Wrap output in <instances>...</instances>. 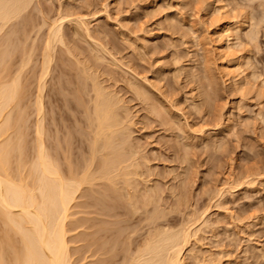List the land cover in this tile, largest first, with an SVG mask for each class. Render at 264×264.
<instances>
[{"label":"rangeland","instance_id":"obj_1","mask_svg":"<svg viewBox=\"0 0 264 264\" xmlns=\"http://www.w3.org/2000/svg\"><path fill=\"white\" fill-rule=\"evenodd\" d=\"M25 9L19 18L9 21L0 32V45L3 42L0 46L3 54L0 56L4 57L0 66L3 64L1 61L9 62V77L14 74L17 82L18 78L20 80L19 87L24 89L21 90L23 99L20 96L10 107L12 114L18 112L20 122L24 123L19 122L23 130L18 125L16 130L27 131V134L23 132L26 138L21 140V143L25 141V145L20 146L24 149L14 151H25L28 161L34 156L38 118L34 98L37 75L41 72L43 42L48 25L50 27L55 19L66 14L73 20L66 19L61 26L63 43L54 45V57L49 63L48 78L42 92L47 147L51 145L50 150L60 156L63 167L66 165L60 152L67 154L69 150L66 147H71L67 154L72 156L71 163L84 166L89 157V137L92 139V129L86 118L93 106L94 91L91 87L92 78L96 76L95 81L115 96L117 107L114 108H117L115 111L121 121L126 120V126L119 135V138L122 136L120 140H127L123 143L127 147L124 149L128 151L130 148L129 156L137 151L135 158L132 155L126 162L137 160L140 166L135 167L136 172L129 167L132 176L122 178H129L128 183L134 181V184H139L136 187L131 183L130 186L125 180L122 183L120 178L117 182L120 195L117 196L121 200L116 195L113 197L115 201L110 199L112 204L118 201L116 210L123 211L128 206V212L123 211V216L116 211V217H111L118 219L115 223L107 218L108 215L101 218L103 215L95 214L97 226L105 224L114 229L113 236L106 237L105 242L109 246L108 241L117 238L116 242L110 241V244L115 243L114 250L118 249L112 252L119 253L114 258L115 264L117 259V264L124 261L129 248V255L132 254L131 249L134 252L142 248L139 245H144V240L156 228L174 231L186 221L194 222L193 227H198V230L183 251V264H264V0H30ZM82 18L84 26L83 22L80 23ZM216 19L220 23L228 21V31L241 37L232 40L236 42L232 43V48L239 61L236 70L241 73L240 88L235 87L225 74L227 62L218 49L219 22ZM251 37L255 39L251 40ZM9 47L14 49L13 52ZM7 52L10 53L7 55ZM24 54L26 61L21 63ZM7 57L12 59L9 61ZM22 64L27 65L22 67ZM17 71L19 75L16 76ZM80 72L85 77L91 76L81 77ZM138 89L143 93L141 91L140 94ZM152 104L162 111L164 109L165 113L159 115ZM24 110L23 115L21 112ZM85 188L77 193L80 198L74 201L78 207L71 209L75 215L71 212L70 222L66 220V228L69 229L66 239L74 264H92L94 258L84 245H88L89 238L86 234L79 235L93 228H87L86 220L94 213H85L91 201ZM83 191L84 197H81ZM144 196L147 197L144 199ZM128 198L132 203L128 204ZM152 212L163 213L158 215L159 219L153 218ZM148 216L150 221L147 222ZM84 217L85 222L80 226L83 221L80 218ZM101 219L107 222L99 221ZM69 224L74 226L70 228ZM97 226L94 225L95 228Z\"/></svg>","mask_w":264,"mask_h":264},{"label":"bare ground","instance_id":"obj_2","mask_svg":"<svg viewBox=\"0 0 264 264\" xmlns=\"http://www.w3.org/2000/svg\"><path fill=\"white\" fill-rule=\"evenodd\" d=\"M29 1L30 0H0V32L2 31V27L5 26V24L9 23V21H11L13 19H16L19 15H21L20 13H22L23 10H26L25 8H26L27 4L29 3ZM77 18H79V17H77ZM77 18H75V19H77ZM83 18H82L80 23L83 22V26H84L85 21L83 20ZM66 19H67V21L73 20L72 17L68 18V15L66 14L63 16H59L57 19H55L50 24V27L48 25L49 30H48V33L45 37V41L43 42L44 44L42 47V55H41L42 61H41V69H40L41 72H39L40 73L39 75L35 74V75L39 76L37 79L38 83H37V88H36L37 89L36 90L37 91L36 98H34V99H36L35 100L36 105H34V106H36V109L38 111L36 118L37 117L38 118H37V121L35 123V134H36L35 139H36V142H34L35 145L33 144V146H36V148H35L36 150H35V153L33 152L34 156L31 155V156H33V158L32 157H31L32 159L29 158L31 161L27 160L29 156L26 157L25 154L23 153L25 151H23V152L21 151L24 148L20 147L25 142L23 140V143H21V140L23 139V137L26 138V135L24 136V134H27L26 133L27 131L25 130L26 132H24V131H22L23 130L22 126L19 127V125H20L19 122H20L21 118H20V115L17 114L18 112L16 113L17 115L16 114L13 115L12 114L13 109H12V111L10 109L11 106H14L12 104L16 103L18 101V99H20L19 98L20 96L21 97L23 96V95H21V90L23 88H21L22 86L19 87L18 82L20 80L18 78V82H17V79L14 76V74H13V76H10V77H15V78L9 77V73L7 71V66H8L7 63H9V62L1 61L3 64L0 66L1 67V69H0V264H74V262L72 261L73 258L71 259L73 254H70V251H69L70 247H68L69 242L66 239L67 238L66 235L68 234V233L66 234V232H69L68 231L69 229L67 230L68 226H66L67 225L66 220L69 218L70 215H72V214L75 215L74 214L75 212H72L71 209H73L72 207H74V209H75V206L78 207L77 203H74L75 199L80 198L77 193H79L81 189L83 190V187L84 188L87 187V191H86V188L84 190H85V192L90 193V196L89 195L88 196L90 197L91 201L88 202L89 204H87L88 208L86 207L88 209L87 211H89V212L84 211L85 213H87V214H89V213L93 214L94 213V215L99 214L100 216L103 215L101 218H106L108 215V217H107L108 219H110V220L113 219L114 223L118 222L117 221L118 219L114 220L115 218H111V217H116L115 216L116 211H118V210H116V208L119 206L117 204L118 201L114 202L117 204V206H116V204H112V201H115L114 200L115 198H113V197L120 195L118 193L119 191L117 189V182L122 177L127 178V175L131 174V176H132V171L130 172V170H133V171L135 170V172H136L135 167L140 166L136 163V162H138L137 160H136V162H131L135 158L137 151L134 152L135 156L133 154H131V156L133 155L132 157H134L132 160H130L131 163L128 164L126 162L129 158H131V156H129V153H128V152H130V148L128 147L129 148L128 151L126 149H124L125 146L123 145V143L127 142V140L126 141L120 140L122 138V136H120L121 138H119L120 132L126 126L124 123V121H126V120L124 118V121L123 120L121 121V119H120L121 117H119V114L117 115V112L115 111L117 108L116 109L114 108L115 106L117 107V104H116L117 100L115 101V99L113 98L115 96L111 95L110 94L111 92H106L103 89L102 85H100L101 83L99 82L100 83L99 84L98 82L95 81L94 78L96 76L94 78H92L91 89H93V91H94L92 110H91V113L89 112L90 113L89 114L90 116H88L89 120H88V118H86L87 120L85 119L90 124L89 126H91V128L90 127H87V128L92 129V130H90L92 132V136H91L92 139L89 137V139L91 141L89 143L90 146L87 143L88 147H89V152H87V153H89V157L86 160V163L85 162L83 163L84 166L79 164L81 167H78V166L74 165L76 163H71L72 162V160H71L72 156L70 157V155H67V154H69L68 152H71L70 151L71 147H69V149H68V147H66L67 150H69V151L66 150L67 154L65 151L64 152L59 151L60 154L65 153L64 156L62 154V157L64 159L63 164L66 165L65 167L62 166V163H61L62 160L59 159L60 156L58 157V154L54 153L55 151L52 152L50 150L51 145L49 147H47L48 145H46V142L44 139V138H46V135H44V133L46 132L45 131L46 127L43 124V121H45V120L42 116V112H43L42 92H43L44 87L46 86L45 81H46V77L48 76L47 75L48 74V67H50L49 63H51L50 61L54 57V55H52L54 52L53 49H55L54 45L57 43L59 44V42H60V44L63 43V41H62L63 37L61 36V35H63V34H61V28H62L61 26L64 23V21H66ZM78 20L79 19H77V22H79ZM216 20H218V22H219V24H217L219 26L218 27L219 30H217L218 37H219V39H217L218 40V49H220L219 51L222 52V55H224V57H225L224 59L227 62L225 74H227L226 76H228V79H230V81L233 84H235V87L236 86L239 87L240 86L239 84L242 81V78L240 77L241 75H239V74H241L238 72L239 70L238 71L236 70L239 67V61L237 58V54L235 55L233 48H232V46L236 42L234 43V41H232V40L233 39L235 40L240 36L238 35V33H235L233 35V33L231 34V32L228 31L230 29L228 27V23H229L228 21H224V22L221 21V23H220L219 19H216ZM22 21H24V20H22ZM74 22H76V21L74 20ZM25 23H26V20H25ZM80 23H78V24H80ZM27 24H29V23H27ZM32 24H34V23L32 22ZM32 24H31V26H32ZM11 25H12V23H11ZM12 26H14V25H12ZM15 26H16V24H15ZM80 26H81V24H80ZM237 27H238V25H237ZM85 28H87V27H85ZM3 30H4V27H3ZM11 31L13 32L14 30L11 29ZM88 31L89 30L86 29V32H88ZM18 34H16V35H18ZM87 34L90 37L89 32ZM1 37H4V36L1 35ZM21 37H23V36H21ZM27 37H29V36H27ZM253 38L254 37H251L250 39L252 40ZM4 40H5V38L3 39V41ZM13 41H15V40H13ZM13 41H12V44H13ZM17 41H19V40H17ZM25 42H26V40H25ZM251 42L254 43V41H251ZM2 43L3 42H1L0 46L3 45ZM232 43H234V44L232 45ZM24 44H26V43H24ZM9 45H10V43H9ZM21 45L18 44V46H21ZM34 45H36V44L34 43ZM22 47H24V46H22ZM34 48H35V46H34ZM34 48L32 47V50ZM2 50H0V53H2ZM10 50H11V48H10ZM13 50H11V52H13ZM30 50H31V48H30ZM67 50L69 51V49H67ZM22 51H23V53H25L24 50H22ZM9 53L10 52H7V55ZM29 54H31V53H29ZM69 54H72V53L70 52ZM100 55H98L97 57H99ZM12 56H15V55L12 54ZM22 56H23L22 59L24 60L26 58L25 54ZM10 57H11V55H10ZM95 57H96V55H95ZM7 58H9V57H7ZM2 59H4V57H1L0 60H2ZM11 59L9 58V61ZM18 59L21 60V58H18ZM6 60H8V59H6ZM27 60H28L27 62H29L30 59H27ZM25 61L26 60H24L21 63H24ZM25 65H27V64H25ZM25 65L22 64V67ZM22 67L19 68V72L22 69ZM84 68L86 69V67H84ZM9 72L11 73V71H9ZM85 72L86 71L84 70V73ZM17 73H18V71H17ZM77 74L79 77V72ZM80 74H81V77L84 76V75H82L81 72H80ZM17 75H19V73L16 74V76ZM254 76H255V74H254ZM86 77L89 78L88 76H86ZM79 83H81V82H79ZM82 83H85V82H82ZM77 87H79V86H77ZM212 88H214V87H212ZM134 90L136 92V88ZM141 91H142L141 89H140V91L138 89V92H140V94L143 93V91H142V93H141ZM22 93L25 94V92H22ZM137 94H139V93H137ZM145 94H143V95L145 96ZM207 95L208 94H206V97H207ZM147 97L148 96H146V98ZM22 99H23V97H22ZM20 103H21V101H20ZM79 103H81V101ZM148 103H151V102H148ZM152 108H153V110L155 109L159 113V115L160 114L163 115L162 113H165L164 109L162 111V109H158V107H154V105ZM23 109H22V111H23ZM18 110H20V109H18ZM153 110H151V111H153ZM15 112H16V110H15ZM20 112H19V114H20ZM21 113L24 115L25 110H24V112H21ZM22 114H21V117L23 116ZM38 114H39V116H38ZM85 117H87V116H85ZM122 119H123V117H122ZM22 121H23V117H22ZM20 123H22V122H20ZM88 123H86V124H88ZM22 124L24 125V123H22ZM17 125L19 128L22 129L21 132H20V129L16 130ZM24 129H25V127H24ZM23 132H24V134H23ZM22 134H23V136H22ZM125 134H128V133H124V135ZM89 135H91V134H89ZM68 138H69V136H68ZM68 138H67V141H68ZM125 138H127V137L125 136ZM84 140H86V138ZM63 141L64 140L62 139V142ZM31 142H32V140H31ZM86 142H87V140H86ZM65 144H66V142H65ZM128 144L129 143H127L126 146ZM24 145H25V143H24ZM81 147H83V146L81 145ZM19 148H22V149L20 151L16 150L17 152L14 151L15 149H19ZM62 148L64 149V147H62ZM125 148H127V147H125ZM59 149L61 150V148H59ZM85 149H86V147H85ZM52 150H54V149H52ZM132 150H133V148L131 146V151ZM13 151L16 153V156H15V153H13ZM31 151H34V149ZM21 153H23V155L26 157L25 159L27 160L26 161L27 163L25 162L24 156ZM30 153H32V152H30ZM28 155H29V153H28ZM16 157H18V158L16 159ZM12 159H13V161H12ZM14 160H17V161H15V163L13 164ZM185 161H186V159H185ZM181 162L183 163V161H181ZM129 167L134 168V169L129 170ZM139 173H136V174L138 175ZM131 176H130V178L132 179ZM123 178H122V183L124 180L127 181V184L130 183V182L128 183L129 178L127 180L126 179L123 180ZM135 181H137V180H135ZM133 182L131 181V183H133ZM131 183L129 184L130 186H131ZM137 184H139V183H137ZM137 184H134V185L136 186ZM125 186H128V185L124 184V187ZM128 188H129V186H128ZM82 190H81V192H82ZM125 192H127V191L125 190ZM81 194L82 195H80V196L82 197L84 194V191ZM148 195L151 196L150 193ZM180 195H182V194H180ZM131 196H133V195H131ZM154 196H155V194H154ZM156 196H157V194H156ZM123 197H124V195H123ZM145 197H147V196H144V199H145ZM116 198L119 199L118 196ZM129 198L131 199V197H129ZM129 198L127 199L128 204L130 202L132 203L131 200L133 199V197L131 200ZM135 198H137V197H135ZM154 198H157V197H154ZM180 198L178 200H180ZM110 199H112V201H110ZM119 200H121V199H119ZM124 200H126V199H124ZM148 200H150V199H148ZM152 200H154V199H152ZM124 202H126V201H124ZM78 203H80V202H78ZM99 204H100V206H99ZM134 204H136V203L134 202ZM140 204H141V202H140ZM135 206H137V205H135ZM80 207H82V206H80ZM120 207H122L121 209H124L123 205L121 206V204H120ZM127 207L128 206H126V208ZM143 207H145V206H143ZM105 208H106V211H104ZM126 208L123 210L124 212H128V210H126ZM131 209L129 208V210H131ZM135 209H137V208H135ZM123 211L122 210L118 211V213L120 212L121 214H123L124 213ZM133 211H137V210H133ZM71 212H72V214H71ZM80 212L82 213L81 210H80ZM101 212L103 214H101ZM152 213L154 214V212H152ZM162 213H160V214L162 215ZM76 214H77V212H76ZM130 214H133L132 211L130 212ZM151 214H150V216H151ZM160 214H158V212H155V214H154L155 217L153 216V218L159 217V219H160L161 217L158 216ZM94 215H92V217L91 216L88 217L86 220V221H88L87 222L88 223L87 228L89 229L90 227H93L94 229L91 228L90 232H88V233H81L80 232V234H79V235L82 234V236H83V234L84 235L86 234L87 237L89 238L88 241L86 240L88 245H86V244H84V245L89 248V250L91 251V254L94 256V258L91 260L92 262L91 261L90 262L92 264H115L114 261L117 258L116 254L118 252L113 253L112 250L117 251L118 249L114 250L115 246H113V245H115V243L113 242L114 244L113 243L110 244L111 240L108 241L109 246H106V242H105L106 241L105 239H108L106 237L113 236V230L114 229L112 227H108L105 224L98 225L99 226L98 227L95 224V220L97 219V215H95L96 217H93ZM112 215H114V216H112ZM124 215L125 214H123V216ZM128 215H129V213H128ZM128 215H126L125 218ZM134 215H133V217H134ZM85 216H86V214H85ZM100 216H98V218ZM109 216H110V218H109ZM118 216H120V215H118ZM147 218L149 220H147ZM147 218L145 217V220H147V222L150 221L149 216ZM197 218L198 217H196V220H197ZM70 219H72V217H70ZM200 219H201V217H200ZM80 220H83V221H81L82 224L80 223L81 224L80 226H82L83 222H85V217L83 219L80 218ZM110 220H108V221L111 222L112 220L111 221ZM68 221H69V219H68ZM99 221L107 222L105 219L104 220L101 219ZM156 221H157V219H156ZM193 221H195V220H193ZM77 222L79 223V221H76V223ZM186 222L184 223L186 225L183 224L182 226L178 227L177 229L175 228L176 230H174V231H172L170 229H169L170 230L169 231L167 228H165L167 230H165V229L164 230L163 229L162 230L161 229L156 230L157 229L156 228L155 229L156 232H155V230H153L154 232L152 231V234L149 232L150 236L148 235V238H146L147 241H146V239L144 240L145 242L142 241V242H144L143 243L144 245H142V246L139 245L142 248L139 247L140 249H138L137 251H134V252H132V249H131L130 252L132 254H130V255L128 253L130 248L125 249V250L128 249L127 250L128 254L125 252L127 255V256L125 255V258L126 257H128V258H126L127 259L126 261L124 258V261L122 260V262H120L119 264H183L182 263L183 251H184L185 247L188 245V243L190 242L192 235L194 236V233H196V231L198 230V227H196V226L193 227L194 222H191V221L188 223H186ZM72 225L73 224H71V225L69 224L70 228ZM94 225H95V227L97 226V228H95ZM196 225H197V223H196ZM115 232H117V231H115ZM115 232H114V234H115ZM117 234H119V233H117ZM76 236H78V235H76ZM118 236H120V235H118ZM118 238H120V237H118ZM113 240H115V239L113 238ZM116 240H117V238H116ZM116 240H115V242H116ZM121 240H122V238H121ZM125 242H126V238H125ZM121 243H123V241ZM116 244H118V243H116ZM125 244H127V242ZM121 245L122 244H120V246ZM122 246L125 248L124 245H122ZM87 247H86V249H88ZM116 247H118V245H116ZM84 248L85 247H83V249ZM77 249H78V247H77ZM77 252H78V250H77ZM113 254H115V256ZM92 255H90V257ZM118 255H119V253H118ZM122 256L124 257V255H121V257ZM83 257H84V255H83ZM78 258H80V257H78ZM84 258H81V259H84ZM121 259H123V258H121ZM76 261H77V258H76ZM116 261H117L116 262V264H117L119 260L117 259ZM76 263L77 262H75V264ZM80 263H83V262H80ZM80 263H78V264H80Z\"/></svg>","mask_w":264,"mask_h":264}]
</instances>
